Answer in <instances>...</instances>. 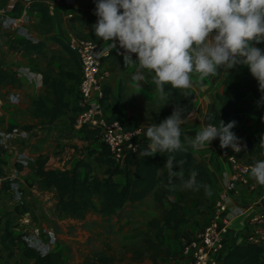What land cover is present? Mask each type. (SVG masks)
I'll return each mask as SVG.
<instances>
[{
    "label": "rangeland",
    "instance_id": "rangeland-1",
    "mask_svg": "<svg viewBox=\"0 0 264 264\" xmlns=\"http://www.w3.org/2000/svg\"><path fill=\"white\" fill-rule=\"evenodd\" d=\"M0 4L3 2L0 1ZM67 19L69 17H66ZM30 30L34 38L40 41L38 51H23L12 49L8 45L9 34L0 31V67L8 73L11 69L16 73L20 67L30 64L31 70L41 69L47 66L53 67L56 74L60 69H69L79 75V68L75 66L68 54L50 37L52 26L45 30L44 25L32 24ZM11 36V35H10ZM36 40V41H37ZM52 73V74H53ZM78 80L67 79L66 99L70 106H77ZM26 85L18 80L12 84H2L0 81V98L3 100L0 106V131L7 132L9 125L14 124L13 132L4 137L6 144L2 156L5 164L2 165L1 175L12 176L14 186L11 188L8 180L4 179L0 191V264H31V258L23 255V243L15 236L23 231L27 232L30 226H37L43 230L42 239L47 241V228H51V241L53 247L51 253L58 252L56 264H84V260L97 254H107L110 257L109 264H187L180 255L181 241L174 235L170 228H164L160 241L162 247L167 250L166 255H158L155 263L144 253L138 260L134 251H141V240L146 235H152V230L147 226V220L157 215L159 209L155 206L152 192L136 201L125 202L121 207L110 214H102L96 210L87 211L82 218L56 215L54 205L56 194L52 187L41 185L33 174L32 164L35 156L45 157V167L54 169H70L73 164L82 159L88 161L91 166L90 175L104 177L105 164L94 157V153L88 150L97 147V142H88L82 137L68 114L49 119L41 115L40 110L35 109L34 100L37 97H46L45 88H38L35 95L26 91ZM9 88L22 90V97L16 96L9 101ZM48 104V102L46 101ZM138 115L137 127L140 131L148 126L147 117ZM145 122V123H144ZM129 127L135 125L127 123ZM26 125L27 128H23ZM82 173L83 167H79ZM118 180L119 174L113 175ZM19 191V198L12 195L13 189ZM166 204V202L164 201ZM204 206H192L187 204L183 210L187 218L201 217ZM28 212L30 222H22V213ZM189 219V218H188ZM188 222V220L186 221ZM185 222V223H186ZM182 224L178 228L180 232ZM3 238V239H2ZM20 243V244H19Z\"/></svg>",
    "mask_w": 264,
    "mask_h": 264
},
{
    "label": "trees",
    "instance_id": "trees-1",
    "mask_svg": "<svg viewBox=\"0 0 264 264\" xmlns=\"http://www.w3.org/2000/svg\"><path fill=\"white\" fill-rule=\"evenodd\" d=\"M0 1L3 2L5 0ZM20 5L19 0H14L11 9L18 12ZM28 8L30 10L35 9L40 13V24L44 25L45 30H48L51 26V16L46 6L38 1H31L28 4ZM96 19L94 11L75 10V13L68 18V26L71 27L74 20L81 21L86 25L87 33L75 36L98 42L101 39H98L92 31V25L96 22ZM50 38L59 44L75 63L76 68H79L74 53L68 48L65 41L56 35H51ZM7 41L12 49H21L28 52L38 51L40 48L39 40L31 41L24 37H12L9 35ZM53 71L54 69L51 66H47L43 71L39 70L42 76L41 81L49 95H46L45 98L37 97L33 101L35 109L40 110L39 113L49 119L65 114L68 111L70 105L66 99L67 79L79 80V75L72 70L60 69L56 74ZM13 80H17L13 69L8 73L3 67H0V81H2V84L11 85ZM222 81L232 91L231 93L224 91L215 95L221 106L204 114L203 120L205 123L215 124L219 120H223L225 123L230 120H243L251 107L257 109V117H264V104L258 107L256 103L260 98L257 81L251 77L247 66L237 65L235 68L228 69ZM165 89H171V85H166ZM103 91L102 103L107 99L108 89L105 87ZM164 93V103L153 107L152 120L149 125L160 123L166 116L171 114L174 105H183V96L179 90H171L170 95L167 91H164ZM70 109L73 111L72 115L68 114V118L74 123L77 106H70ZM210 115L214 116L213 120L207 119ZM13 125L11 123L8 129ZM23 128H27L26 125H23ZM77 129L88 142H97L98 140L97 147L89 149L88 152L94 153V157L105 164L104 177L90 175V163L82 159H78L70 169L59 170L45 167V157L41 155L35 156L32 164L33 174L41 185L54 189L56 194L55 214L73 218H82L89 210L110 214L125 202L139 200L147 193L152 192L155 206L159 209V212L147 220V226L152 230V235L143 237L141 240L142 249L141 251H134V255L139 260L144 253L155 263L158 255L167 254V250L162 247L160 241L164 228H170L174 235H179L178 228L188 220L183 210L184 206L187 204L204 206L207 202L206 187L209 182V174L204 164L188 148L186 152L176 154L178 160L181 158L185 160L183 179L187 180L190 170L195 169L198 172L196 179L202 182V186L198 191L185 190L179 178V168L175 169L177 176L169 178L168 171L163 167L166 160L164 154H156L151 157L140 156V151L148 143L143 135L144 130L140 131L135 139V149L127 151L122 159L118 161L112 158L108 147L100 139L97 127H88L81 124ZM262 134H264V131L245 135L242 138V143L246 144L245 150L233 152L230 148L226 149L237 160L242 162L254 163L257 160H264V150H261L259 146ZM212 142L219 151L225 150L220 148L218 139ZM4 150L0 145V174L2 165L5 164V160L1 157ZM80 166L84 170L82 173L79 170ZM115 174L121 176V181L113 178ZM20 236L19 233L15 236L17 239L19 238L18 241H21ZM23 246V255L33 259L31 264H56L59 259L56 251L40 255L32 248L26 247L24 244ZM262 252H264V242L246 239L226 248L219 258L218 264H264V261L259 258ZM109 263V255L103 253L93 255L84 260V264Z\"/></svg>",
    "mask_w": 264,
    "mask_h": 264
},
{
    "label": "clouds",
    "instance_id": "clouds-1",
    "mask_svg": "<svg viewBox=\"0 0 264 264\" xmlns=\"http://www.w3.org/2000/svg\"><path fill=\"white\" fill-rule=\"evenodd\" d=\"M96 22L92 31L98 39L107 42V52L116 49L127 63L137 64L133 79L144 81L145 69L151 70L152 83L162 92L191 88L190 74L195 71L203 77H215L221 70L247 66L257 81L264 104V49L255 45L264 43V0H93ZM122 49V51H121ZM135 54V58H133ZM171 85L166 90L165 86ZM188 95L187 92L182 93ZM160 108V107H159ZM184 108L174 105L171 114L160 123L147 126L143 135L148 141L140 151L141 157L156 154L166 156L163 167L169 178L177 176L185 190L198 191L202 182L198 172L190 170L183 179L184 159L177 153L193 148L208 147L219 140L221 149L233 152L246 149L242 138L233 131L237 121L208 123L195 138L182 137L185 123ZM207 119L213 120L214 116ZM264 150V134L259 140ZM255 181L264 185V160L250 166Z\"/></svg>",
    "mask_w": 264,
    "mask_h": 264
},
{
    "label": "crops",
    "instance_id": "crops-1",
    "mask_svg": "<svg viewBox=\"0 0 264 264\" xmlns=\"http://www.w3.org/2000/svg\"><path fill=\"white\" fill-rule=\"evenodd\" d=\"M13 1L14 0L3 1V4H0V10L11 15L17 13L11 9ZM38 2L43 5H46L48 2L53 4L52 12L50 14L52 26L50 33L62 38L64 41L69 35L80 36L87 33V27L81 21L74 20L72 26H68L66 12L69 7L64 6L61 0H38ZM71 7L74 10L79 11H93L95 3L93 0H75ZM28 12L30 18L25 23V29L30 30L29 27L31 23L41 25L40 13L35 9L28 10ZM0 29L12 37L22 36L19 30L17 31L16 29L9 31L1 26ZM97 43L104 45L107 44V42H103L102 39ZM255 46L264 49V43ZM133 58H135V54H133ZM137 64L138 62L126 64L122 58L112 52L101 58V69L104 75L102 83L108 89L107 99L104 102V114L109 116V118L119 117L124 122L135 126L139 125L138 121L141 119L138 118V115H143V118L147 117V119L144 120H147L149 125L152 120V109L155 105L164 103L165 93L160 91L151 82L154 74H150L151 70L149 69L143 70L145 79L144 81L139 82L140 86L137 87L138 82L133 79V75L137 71ZM29 66L30 64L24 67L30 69L31 67ZM39 70L35 68L33 71H37L35 73H38ZM225 73L226 70H221L219 75L215 77L209 76L201 78L199 73L193 71L190 74L191 88L179 90L181 94L184 92L188 93L186 96L182 94V106L185 110V123L181 125L182 141L185 135L194 139L196 133L201 131L207 125L203 120L204 114L207 111H211L221 106L219 101L215 98L216 94L224 91L231 93L232 90L222 81ZM17 80L26 85V91L32 95L37 93L38 88H44L42 82L41 84H37V77L35 83L29 80L25 74L18 75ZM8 90L16 92L19 98L22 97V90L17 88H9ZM2 102L3 100L0 98V106ZM233 131L240 138H243L248 134L262 132L264 131V117H257V109L251 107L245 114L243 120H237V124ZM186 147L202 161L209 174V182L206 187L208 197L207 202L203 207L201 217L199 218L195 215L190 219L189 216L188 222L182 224V228L178 235L179 238L187 237L192 233L196 226L209 219L213 199L222 191L224 184L231 173L230 163L226 157L222 155L221 151L214 147L213 142H211L208 147L204 148ZM1 157L3 158L2 154ZM250 179L254 183V188L247 189L243 185H238L236 192L227 195L225 198L227 208L223 214L227 217L228 228L224 238L226 248L234 243L246 240V236L250 231V225L247 224V215L232 214L238 204L253 209H262L264 211V185L258 184L255 179L252 178L251 174ZM118 180L121 181V178ZM262 226L264 228V222ZM259 258L264 261V252L260 254Z\"/></svg>",
    "mask_w": 264,
    "mask_h": 264
},
{
    "label": "built area",
    "instance_id": "built-area-1",
    "mask_svg": "<svg viewBox=\"0 0 264 264\" xmlns=\"http://www.w3.org/2000/svg\"><path fill=\"white\" fill-rule=\"evenodd\" d=\"M36 0H20V9L14 15L8 14L0 10V26L7 30L16 29L22 34L21 37L36 41L30 30L25 29V23L29 20L28 4ZM38 1V0H37ZM64 6L69 7L66 12V17H70L75 10L71 7L75 0H61ZM46 9L49 14L52 12L53 4L48 2ZM68 48L74 53L79 65V80L77 85V111L74 117V125L79 127L81 124L88 127H97L100 134V139L108 147L110 155L114 160H121L127 151H133L136 147L135 139L140 133V128L137 126L129 127L119 117L106 116L104 114L103 98L105 88L102 83L103 72L101 69V58L108 54V44H100L90 39L81 38L69 35L65 40ZM122 51V49H121ZM118 57H123L116 49L111 51ZM21 70H16V76L25 74L29 80L37 84H41V73H35L31 69L24 66ZM17 93H9L8 100L13 101ZM13 126L7 129V132L0 131V134H10L13 132ZM4 137H0V145L5 148L3 142ZM231 149V148H230ZM226 157L231 166V173L228 176L222 191L216 195L212 202V210L209 219L206 222L196 226L192 233L181 241L180 255L187 261V264H218L219 258L226 250L224 238L227 228V217L223 214L227 208L225 198L229 194L236 192L238 185H243L247 189L254 188V183L250 179V166L253 162H242L237 160L233 154L227 149L221 151ZM12 176L0 174V190L4 179H7L9 186L12 188ZM15 198H19V191L14 188ZM233 215H247V224L250 225L246 239L255 242H264V211L262 209H253L248 206L239 205L233 210ZM22 222L28 224L30 222L29 213H22ZM41 228L30 226L29 231H23L21 234V243L26 247L32 248L40 255H44L51 251L53 242L51 241V228H47V241L41 237L44 235L40 232Z\"/></svg>",
    "mask_w": 264,
    "mask_h": 264
}]
</instances>
